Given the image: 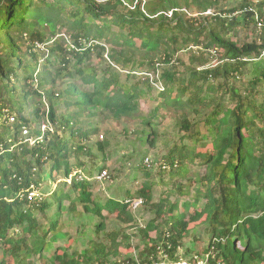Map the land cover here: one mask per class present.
<instances>
[{
  "label": "trees",
  "instance_id": "1",
  "mask_svg": "<svg viewBox=\"0 0 264 264\" xmlns=\"http://www.w3.org/2000/svg\"><path fill=\"white\" fill-rule=\"evenodd\" d=\"M249 1L217 12L221 0H0V120L4 110L18 114L4 128L12 136L0 134V264H30L33 257L40 264H155L160 258L264 264V28L258 31L252 13H240ZM258 10L264 20V0ZM171 11L172 18L164 16ZM190 11L198 17L189 18ZM251 25L254 40L241 43L237 29ZM181 53L193 64L184 65ZM96 61L105 68L98 70ZM118 68L129 71L125 80ZM155 84L162 103L145 115L140 100ZM100 114L117 123L139 121L136 140L152 149L160 137L157 120L171 115L178 139L161 158V170L186 184L173 183L158 202L148 180L120 201L94 196L88 178L105 171L98 163L109 144L96 143L103 153L97 158L87 145L98 128L81 124ZM35 123L48 130L31 131L37 141L31 146L21 129ZM193 166L203 174L189 176ZM74 169L88 180L74 177L69 192L58 189L39 203L21 198L42 174L68 178ZM173 194L193 200L172 201ZM137 200L154 217L136 227L143 249L134 258L132 235L107 231V222L137 225L131 213ZM70 222L81 229V250L56 246L71 242L63 231ZM90 227L93 237L85 233ZM199 232L209 239L207 257L187 252L184 259L183 240Z\"/></svg>",
  "mask_w": 264,
  "mask_h": 264
},
{
  "label": "rangeland",
  "instance_id": "2",
  "mask_svg": "<svg viewBox=\"0 0 264 264\" xmlns=\"http://www.w3.org/2000/svg\"><path fill=\"white\" fill-rule=\"evenodd\" d=\"M243 2V0H221L220 5L216 9L217 12H220L222 10H230L233 8H238L240 4ZM251 3V0L249 1ZM192 14H194L193 11H190ZM186 13V12H185ZM189 18H192L191 14H186ZM57 34L64 36L68 43H72L69 37L65 36V31H60L59 28L55 29ZM237 36L240 42H250L254 40V29L251 25L249 28H238L237 29ZM104 46H107L108 41H102L101 42ZM191 50H200L196 47H191ZM47 53L46 49H43V53H40L41 55H45ZM180 58L182 59L184 65H192L194 59L187 53H181ZM96 65L98 70H101L105 68L104 64H101L100 62L96 61ZM119 69V68H118ZM184 68H181L182 71ZM121 71V69H119ZM122 72V78L123 80L126 79V77L129 74V71H121ZM138 78L144 77V73L137 72ZM80 84V83H79ZM153 91L149 94V97H145L140 100V106L141 110L145 115H148L151 113L155 108L158 107L162 103V99L158 97V93L160 88V84H155L153 86ZM29 111V110H28ZM27 111V112H28ZM31 111V110H30ZM26 112V114H27ZM60 113L64 112V108L62 107L59 110ZM160 113L165 114V110L159 111ZM18 117V114H16ZM166 118L162 119L160 118L157 120V123H159L158 132L160 133V137L157 141V144L154 149L149 147V145L142 146L137 140H136V132L141 131L143 129L142 125L139 124V121H135L132 123H125V122H115L111 118H106V115H98L95 118H90L89 120L84 119L82 122L83 128L92 127V128H98V134L94 135L87 147L92 149L93 153L97 154V158L100 160L103 158V153H98L96 143L97 142H108L109 147L106 149V156L104 161H100L98 163L99 168L105 167L106 175H102L98 173V170H94L95 173L93 177H87L84 176L83 173H81L80 170L74 169L73 174L70 175L68 178L64 177L63 175L59 174V176L56 179H50L48 178V174L44 173L42 174V177H40V181L36 183L37 187H39L43 198L46 196L51 195L54 191L58 189H62L66 192H69L71 184L73 183V179L71 176L75 177L74 172L78 173L81 176V180L89 179L92 183V192L94 196L98 197L103 203L106 202L108 199H114L117 201L123 200L124 197H127L126 193L127 191L131 194H135L138 189L141 188L142 184L145 181H149L150 183H153V197L154 201L158 202L160 200V197H162V194H166L167 190H171V188H174L173 183L175 184H186V180L181 177H176L173 180L170 179L168 170H161L162 168V162L163 156L167 152V149L171 146L173 142H175L178 139L177 130L174 126V121L171 117V115L166 114ZM4 118L0 120V134L1 136L5 137H11L13 134V130L4 131L8 124L4 123ZM45 124V123H44ZM40 125V124H39ZM90 125V126H89ZM42 126H37V123L32 125V132L41 131ZM48 127V126H47ZM50 127V126H49ZM33 135V134H32ZM33 139H35V135H33ZM10 143L11 141L8 140ZM135 142V144H133ZM11 149H13L11 147ZM4 152V151H3ZM149 158V160H153L152 167L147 168L150 170L148 173V176H145V173L142 170H139L137 168L138 165L142 162L144 165V159ZM71 164H73V158L69 160ZM87 161V167L90 169L92 167V164L90 161ZM142 163L141 166L142 167ZM45 168V172L48 171L47 167ZM38 169V168H37ZM196 170H200V174L204 172V169L201 167L193 166L191 167V172L189 176H192L191 173H193ZM80 171V172H79ZM102 175V176H101ZM87 179V180H88ZM76 180H79L77 177ZM96 184H95V181ZM94 182V183H93ZM35 184V183H33ZM194 191V185L191 190V192ZM192 195V194H190ZM180 199L182 202L186 201H192L191 196H184L182 198H179V195L173 194L172 201ZM64 205H69V202H65ZM183 211V208L181 209ZM55 208L50 211L49 215L51 213H54ZM193 210L190 209L189 213H192ZM131 213L133 214L137 225H124L121 224L118 220L113 219L110 217L107 222V231H122L126 232L128 235H132L131 245L133 247V251H131V255L134 258H137L139 255V252L143 249V244L140 241V237L137 232V226H144L148 221H150L154 215L148 211V208L144 205H140L137 209L132 210ZM106 214V212H105ZM64 222L67 220V217L65 215V218H63ZM39 221L41 223H44L45 220L39 217ZM96 220H88L86 222V219H83V223H89L91 224ZM78 222V220L76 221ZM80 227L78 224H67L63 231L64 233H69L70 238L72 239L71 242L65 239L64 241H60L57 243L56 246H73V248L76 247L78 250H81L84 248V246L81 245L80 242L76 243V239L78 238V235L80 232ZM85 233H88L93 237L92 227L86 229ZM18 232V231H16ZM9 236H13V234L8 233ZM154 235V234H152ZM74 241V243L72 242ZM209 243L208 237L202 233L199 232L196 234V238L194 239L192 236L190 238L187 237V239L183 240L182 247L179 250V255L182 256L184 259L188 258L187 252H189L192 256H198L200 259H205L207 257V246ZM129 251V250H124ZM126 252H123V255ZM2 258V254L0 253V259ZM124 257L122 256L121 259ZM10 264L12 262L8 260ZM30 264H40L38 261V257H33L30 259Z\"/></svg>",
  "mask_w": 264,
  "mask_h": 264
},
{
  "label": "built area",
  "instance_id": "3",
  "mask_svg": "<svg viewBox=\"0 0 264 264\" xmlns=\"http://www.w3.org/2000/svg\"><path fill=\"white\" fill-rule=\"evenodd\" d=\"M260 3V0H251V3L245 7L243 9V11H241L240 13L243 12H250L254 15V19L257 22V27H258V31H261L262 28H264V20L260 18V15L258 14L259 10H258V5ZM214 12L213 10H208L204 15H212ZM173 15V11L169 12V13H165L164 16L168 17V18H172ZM191 16L193 17H198L197 14H191ZM216 53V52H215ZM4 118L8 119V125H12L15 124L17 122V115L16 114H9L7 110H4ZM42 128V133H45L48 130L47 125H45L44 123L41 124ZM21 134H22V138L25 142H29V144L31 146H33L37 141L35 139H33V135L32 132L29 128L27 127H23L21 129ZM41 139V137L39 138ZM1 150L4 151V148L1 147ZM144 166H146L147 168H151L152 167V161L149 160V158L144 159ZM75 178H79V180H81V176L78 173H75ZM102 175L105 176L106 175V171L102 172ZM101 175V176H102ZM71 178H74L73 176H71ZM23 199H27L29 202H41V200L43 199V195L39 189V187L36 186V184H31V186L29 187L27 193H25V195H22ZM140 205H142V202L139 200L134 201L132 203V210L137 209ZM160 262H157L155 264H170V262L163 260L162 258L159 259ZM175 264H207V261L205 260H199L197 261V263H193L189 260H180Z\"/></svg>",
  "mask_w": 264,
  "mask_h": 264
},
{
  "label": "clouds",
  "instance_id": "4",
  "mask_svg": "<svg viewBox=\"0 0 264 264\" xmlns=\"http://www.w3.org/2000/svg\"><path fill=\"white\" fill-rule=\"evenodd\" d=\"M37 185V184H36ZM31 186V185H30ZM33 203H39V202H33Z\"/></svg>",
  "mask_w": 264,
  "mask_h": 264
}]
</instances>
